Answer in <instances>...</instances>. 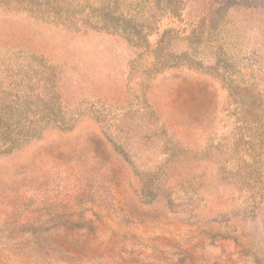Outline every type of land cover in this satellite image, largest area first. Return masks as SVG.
Returning <instances> with one entry per match:
<instances>
[{
  "label": "rangeland",
  "instance_id": "rangeland-1",
  "mask_svg": "<svg viewBox=\"0 0 264 264\" xmlns=\"http://www.w3.org/2000/svg\"><path fill=\"white\" fill-rule=\"evenodd\" d=\"M0 264H264V0H0Z\"/></svg>",
  "mask_w": 264,
  "mask_h": 264
}]
</instances>
